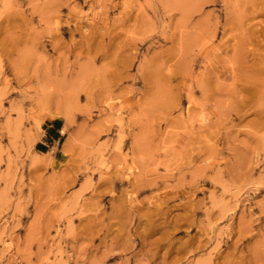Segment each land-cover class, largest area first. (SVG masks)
<instances>
[{
    "label": "rangeland",
    "instance_id": "rangeland-1",
    "mask_svg": "<svg viewBox=\"0 0 264 264\" xmlns=\"http://www.w3.org/2000/svg\"><path fill=\"white\" fill-rule=\"evenodd\" d=\"M0 264H264V0H0Z\"/></svg>",
    "mask_w": 264,
    "mask_h": 264
}]
</instances>
